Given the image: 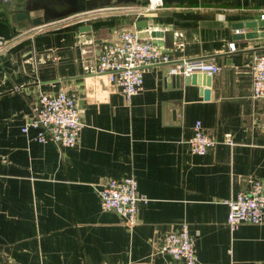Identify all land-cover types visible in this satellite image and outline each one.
I'll list each match as a JSON object with an SVG mask.
<instances>
[{
	"label": "crops",
	"instance_id": "obj_1",
	"mask_svg": "<svg viewBox=\"0 0 264 264\" xmlns=\"http://www.w3.org/2000/svg\"><path fill=\"white\" fill-rule=\"evenodd\" d=\"M35 1L0 0V35L8 40L0 54V262L168 264L162 239L188 221L197 264H264V219L231 228L225 201L250 178L264 179V98L252 96L264 36L245 24L264 19V0H163L153 10L137 9L148 0H112L41 27L17 17H43ZM137 21L173 31V46L163 45L173 59L216 63L211 83L174 73L173 62L156 64L126 99L93 63L120 30L144 29ZM61 89L75 95L84 122L72 146L22 130L39 93ZM198 119L220 140L205 154L188 142ZM227 131L234 145L223 142ZM131 173L149 197L133 227L102 208L96 189Z\"/></svg>",
	"mask_w": 264,
	"mask_h": 264
},
{
	"label": "built area",
	"instance_id": "obj_2",
	"mask_svg": "<svg viewBox=\"0 0 264 264\" xmlns=\"http://www.w3.org/2000/svg\"><path fill=\"white\" fill-rule=\"evenodd\" d=\"M163 3V0H148L145 5L137 6V9L153 10L161 7ZM62 19L64 18L60 20ZM45 24L35 26L41 27ZM7 41L0 35V54ZM229 47L236 50V42L230 41ZM94 58L93 70L107 74L109 79L121 88L128 100L144 88L145 71L156 64L173 62L172 71L183 75H190L193 72L212 75L219 70L216 63L201 56L173 59L163 45L140 36L139 29L132 28H124L120 30L117 39L101 43ZM252 96L264 98V51L254 55ZM83 126L77 98L61 89L55 93L43 91L39 93L33 104V114L24 123L22 130L28 132L30 127H35L37 129L33 137L35 140L72 146L79 142ZM222 140L230 145L236 143L230 131L224 133ZM219 141L206 131L202 120H196L194 133L188 139L193 153L205 154ZM96 189L102 208L117 211L130 227L138 221L139 204L149 200L145 193L139 191L138 179L134 173L110 177L96 186ZM225 201L229 205L227 222L231 228L245 222L260 223L264 219V179L250 178L248 187ZM161 251L170 256L168 264H197L199 257L196 236L192 233L188 221H183L179 227L164 235Z\"/></svg>",
	"mask_w": 264,
	"mask_h": 264
},
{
	"label": "water",
	"instance_id": "obj_3",
	"mask_svg": "<svg viewBox=\"0 0 264 264\" xmlns=\"http://www.w3.org/2000/svg\"><path fill=\"white\" fill-rule=\"evenodd\" d=\"M37 1L40 2L41 6L45 9V13L43 17H35L32 19L28 11H19L17 13V17L19 19L28 18L31 19V21L35 25H41L50 22L51 19L54 18H59V19L65 18L67 16L66 14H69L71 12H75V11L82 12L83 10L89 11L103 5L104 6L109 5L112 2V0H37ZM37 1L34 2L36 5H37ZM121 1H130V0H117V2H121ZM132 1H137L138 3L141 2V0H132ZM100 2L103 5H100ZM63 10H66V12ZM245 24L255 27V31L253 33H250V35L264 36V29L259 30V26H264V19H260L259 21H251L250 23H245ZM136 25L138 27H144V29H139L140 36L149 38L154 43L159 45L166 44L168 46H173L174 44L173 31L170 30L165 31L162 29H150L148 27V22H142V21H137ZM170 35H171V40H169ZM187 77L189 78V80H193V81L197 80L203 84L209 85L211 83V76L207 73L200 74V72H193L192 74L187 75ZM208 93L209 90L206 89V94L208 95Z\"/></svg>",
	"mask_w": 264,
	"mask_h": 264
},
{
	"label": "rangeland",
	"instance_id": "obj_4",
	"mask_svg": "<svg viewBox=\"0 0 264 264\" xmlns=\"http://www.w3.org/2000/svg\"><path fill=\"white\" fill-rule=\"evenodd\" d=\"M63 11H65V12H66V10H63Z\"/></svg>",
	"mask_w": 264,
	"mask_h": 264
}]
</instances>
